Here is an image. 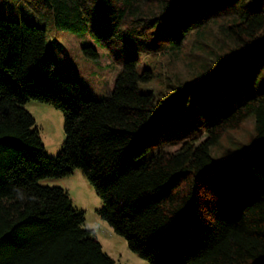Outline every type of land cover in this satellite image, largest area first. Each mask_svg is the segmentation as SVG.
<instances>
[{
  "label": "trees",
  "instance_id": "1",
  "mask_svg": "<svg viewBox=\"0 0 264 264\" xmlns=\"http://www.w3.org/2000/svg\"><path fill=\"white\" fill-rule=\"evenodd\" d=\"M15 3L30 19L45 7L59 30L90 34L100 45L136 32L145 43L132 48L137 56L124 63L108 97L84 100L77 82L54 73L45 28L0 18V264H116L69 193L40 184L75 170L102 200L99 218L149 264H264V157L248 167L211 156L251 116L264 153V0ZM85 53L97 58L92 47ZM140 58L153 69L139 71ZM181 59L185 66L170 69ZM158 65L170 74L159 92L142 93ZM214 78L225 81L231 110L206 126V138L135 164L149 150L155 113L184 88ZM30 101L64 115L65 142L55 158L25 109Z\"/></svg>",
  "mask_w": 264,
  "mask_h": 264
},
{
  "label": "rangeland",
  "instance_id": "2",
  "mask_svg": "<svg viewBox=\"0 0 264 264\" xmlns=\"http://www.w3.org/2000/svg\"><path fill=\"white\" fill-rule=\"evenodd\" d=\"M15 1L0 0V18L25 20L29 24L45 28L47 57L53 61L54 73L64 80L77 82L84 100L100 101L108 97L115 88L124 63L137 56L133 54L132 48L139 43H145L144 37L136 32L115 36L105 45H100L90 34L59 30L51 12L45 7L37 14L38 19L25 17ZM29 10L30 13L34 12L33 8ZM166 35L163 28L159 30L161 40H164ZM87 47L97 51V58H91L85 53ZM183 50L186 51L185 48ZM184 56L185 54H181V57ZM140 59L139 71L153 69L152 64L144 58ZM178 61L170 63V69L178 71L181 64L185 66L184 59ZM162 67L163 65L157 66L158 72L155 73L153 81L140 85L142 93L160 91L162 76L167 78V74H170ZM224 82L220 78H214L206 86L199 87L196 84L184 88L172 101L158 110L149 122L146 132L149 150L137 158L135 164H143L159 153H174L190 139L199 138L198 142L203 141L206 138V126L231 110L230 96ZM25 109L35 119V128L46 155L55 158L65 142L63 113L51 105L37 101H30L25 105ZM211 156L217 164L240 159L248 167L262 159L263 146L256 138L255 118L249 117L240 130L227 132L221 141L212 147ZM40 184L44 187L62 188L69 193L73 207L84 213L85 228L95 232L103 251L116 264H149L132 252L126 240L99 218L98 211L103 207V202L83 170H75L67 177L43 179Z\"/></svg>",
  "mask_w": 264,
  "mask_h": 264
}]
</instances>
